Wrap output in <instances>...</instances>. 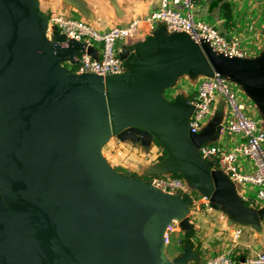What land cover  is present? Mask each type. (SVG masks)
<instances>
[{
	"label": "water",
	"instance_id": "1",
	"mask_svg": "<svg viewBox=\"0 0 264 264\" xmlns=\"http://www.w3.org/2000/svg\"><path fill=\"white\" fill-rule=\"evenodd\" d=\"M47 29L37 0H0V31L17 49L11 59L0 54V84L19 65L39 75L0 93V264L190 261V251L169 260L163 248L173 219L180 231L193 230L191 198L107 170L101 148L111 138L158 142L166 157L157 173H180L210 208L258 227L263 212L241 203L235 184L199 156L198 148L221 132L218 118L192 134L187 117L193 106L163 92L184 74H221L244 86L264 111L262 59L216 55L161 30L118 53L126 73L77 75L60 61L85 45L65 41L56 28L51 43ZM85 50L97 57L92 46Z\"/></svg>",
	"mask_w": 264,
	"mask_h": 264
},
{
	"label": "built area",
	"instance_id": "2",
	"mask_svg": "<svg viewBox=\"0 0 264 264\" xmlns=\"http://www.w3.org/2000/svg\"><path fill=\"white\" fill-rule=\"evenodd\" d=\"M194 7V0H159L157 8L148 16L135 18L125 25L105 31H99L77 17L51 11L47 15L48 29L45 35L47 38V32L51 33L56 28L65 39L82 43L86 48L100 43V55L96 58L88 54L86 48L80 52L77 64L71 70L77 75L94 74L105 77L126 73L116 45L119 41L133 37L142 22H160L168 36L185 35L199 46H207L216 55L241 60L247 58V52L240 47L237 40L229 39L213 25L195 19ZM219 97L225 99L230 111V118L221 126V131L240 135L243 140L230 149H224L212 142L204 143L198 148L199 156L211 168L226 175L235 185L248 184L255 187L256 198L264 202V129L244 112L243 104L236 99L231 89L230 79L221 74L201 79L195 98L186 101L193 106L187 117L189 132L198 133L204 123L209 121L212 107ZM240 157L252 161V172H242L239 169L237 163ZM212 159L217 161L216 166H212ZM149 183L168 195H188L191 201H195L185 182L172 173L155 176ZM179 230L178 220L173 219L166 237ZM241 232V229H235L230 234L232 243H235ZM200 264H238V261L230 247L207 257ZM244 264H264V250L245 258Z\"/></svg>",
	"mask_w": 264,
	"mask_h": 264
},
{
	"label": "crops",
	"instance_id": "3",
	"mask_svg": "<svg viewBox=\"0 0 264 264\" xmlns=\"http://www.w3.org/2000/svg\"><path fill=\"white\" fill-rule=\"evenodd\" d=\"M39 9L42 13L48 15L51 11L61 13L66 16H75L83 22L93 26L99 31H105L115 26H122L129 23L135 18H143L151 14L158 6L159 0H37ZM195 7L193 14L195 19L202 20L216 27L223 35L229 39H235L239 42L242 49L247 52V60L262 59L264 68V0H194ZM164 30V26L160 22H142L136 34L128 39L119 41L116 45L117 53H120L127 46L136 41L144 39L153 31ZM47 39L53 43L54 38L51 33L47 32ZM65 41L69 42L67 39ZM65 42V43H67ZM78 43L79 42H75ZM70 44V43H68ZM81 44V43H80ZM93 53L96 56L100 55V43L92 45ZM80 50L73 52V55L60 61L61 65L65 63L69 66L68 71H71L77 64ZM72 72V71H71ZM203 77L191 74H184L177 79L185 91H181V98L192 101L196 96V91L199 82ZM184 85L186 87H184ZM230 86L233 88L234 94L239 102L243 104L244 112L249 113V117L255 119L259 126L264 129V111H262L257 102L249 95L244 86L236 81L230 80ZM189 88V89H187ZM213 117H217L219 124L224 126L230 118V111L225 99L219 97L212 107V114L209 121L205 122L201 130L207 128ZM243 139L240 135L228 133L226 130L216 134L211 141L212 143L224 148L230 149L234 145L241 142ZM125 142V141H123ZM126 143V142H125ZM124 143V144H125ZM126 145V144H125ZM149 146V145H148ZM160 146V145H159ZM107 148L110 151L115 150L118 156L122 155L121 147ZM118 148V149H117ZM163 150V149H162ZM101 156L104 158L101 148ZM122 161L125 162L131 156L126 150H123ZM160 160V158H159ZM163 161V160H162ZM162 161H158L155 167V175H162L156 172L157 167ZM238 167L242 172L250 173L253 170V163L248 158L240 157L238 159ZM124 168L128 167L123 165ZM135 175H139L134 173ZM236 195L241 203L255 212H263L259 218L258 227L252 226L249 223H239L232 220L230 216L223 210L205 209L201 211L199 206H196L197 211H193L194 204L198 201H192L189 206L188 215L194 224L193 236L190 238L193 248L185 246L192 251L190 260H196V264H200L204 259L217 254L222 249L232 247V254L239 262L240 258L251 257L258 252L264 250V202L256 198L255 187L244 184L235 185ZM209 210H214L211 212ZM214 223H230L233 227L230 234L235 229H241L239 238L232 243H224L220 241L221 231L211 234ZM180 231V230H179ZM175 231V232H179ZM182 239L184 234L182 232ZM171 234V233H170ZM179 239V240H180ZM178 240V241H179ZM179 243V242H178ZM183 248V249H184Z\"/></svg>",
	"mask_w": 264,
	"mask_h": 264
},
{
	"label": "rangeland",
	"instance_id": "4",
	"mask_svg": "<svg viewBox=\"0 0 264 264\" xmlns=\"http://www.w3.org/2000/svg\"><path fill=\"white\" fill-rule=\"evenodd\" d=\"M0 35L2 37V46L0 48L1 58L2 60L5 57H7V59H11L14 53L16 55L17 49L16 47H12L9 43H5L6 42L5 36L2 31H0ZM64 66L69 68V66L66 63ZM38 78H39V75H37L34 69L32 70L31 68V70H29V68L19 65L14 71V76L11 78H8L7 81H3L0 84V93L4 92L6 88L14 86L15 84H23L27 86V84H32L36 82ZM184 87L186 86L184 85ZM185 89L186 88H182V86L179 85V81L176 80L172 86H170L165 92H163V96L168 100H171L172 98H178V97H181V95H183L181 94V91H185ZM247 115H249V113H247ZM125 142H123V140L121 139L111 138L102 147L103 155L105 156L107 154V156L104 158L105 168L109 171L117 172L125 176H128L132 173L139 174L137 176L141 178H143V176L145 175H148V176L155 175L156 174L155 167L157 165V162L159 161V158L163 154L162 147L159 146V144H157L156 142H150L148 144L149 146L141 145L140 142H137V143H132L131 141H125ZM112 146L114 147V149H115V146L121 147L119 149L122 155H123V150H126L129 153H131V156L128 159V161L126 160L125 162H123L122 161L123 156L122 155L118 156L115 152L116 149L113 151H110L111 153H109L106 147L113 149ZM210 162L212 166H216L217 164V161L215 159H212ZM123 165H126L128 169H130V172L129 170L126 171L127 168H124ZM180 178L187 185L193 198H195V201L196 200L198 201L197 203L194 204L193 211H197L196 206H199L201 211L202 210L205 211V209H209L210 208L209 200L205 198L204 195L200 191L190 186L181 176ZM209 211L214 212V210H209ZM210 225H213V223L209 224L208 226ZM232 229L233 227H230V223H214V225L212 226L211 234L213 235L217 233V231H221L220 241L227 243L230 241V232ZM181 237H182V233L180 231L178 233L173 232L169 234V237L167 241L165 242V248H163L165 252V256L169 260H173L174 258L181 255L184 251H190L192 255L191 250L187 248H184V249L179 248L180 246H179L178 240ZM230 243L231 241L229 242V244ZM195 261L196 260H190L188 261L187 264H196Z\"/></svg>",
	"mask_w": 264,
	"mask_h": 264
},
{
	"label": "trees",
	"instance_id": "5",
	"mask_svg": "<svg viewBox=\"0 0 264 264\" xmlns=\"http://www.w3.org/2000/svg\"><path fill=\"white\" fill-rule=\"evenodd\" d=\"M174 98H172V100H173ZM188 101L190 100V96L188 97V99H187ZM156 142V141H155ZM157 144H159L158 142H156ZM165 157H166V152L163 150V154H162V156L160 157V160L159 161H162V160H164L165 159ZM127 175V174H126ZM172 175L173 176H177V177H180L181 176V174L180 173H178V172H173L172 173ZM137 175H134V173H132V174H130V175H128L127 177H130V178H136V179H140V180H142V181H146V182H149L153 177H155V176H157V175H153V176H148V175H145V176H143V178H141V177H139V176H137ZM139 177V178H138ZM193 234H194V232H193V230H189V231H187L185 234H184V237L182 238V239H180L179 240V248L180 249H183L185 246H189L190 248H193L194 246H193V244L191 243V241H190V238L193 236Z\"/></svg>",
	"mask_w": 264,
	"mask_h": 264
},
{
	"label": "flooded vegetation",
	"instance_id": "6",
	"mask_svg": "<svg viewBox=\"0 0 264 264\" xmlns=\"http://www.w3.org/2000/svg\"><path fill=\"white\" fill-rule=\"evenodd\" d=\"M182 197V196H181Z\"/></svg>",
	"mask_w": 264,
	"mask_h": 264
}]
</instances>
